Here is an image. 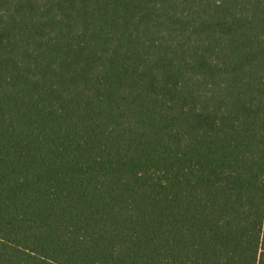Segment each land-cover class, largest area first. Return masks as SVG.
Here are the masks:
<instances>
[{
    "label": "trees",
    "instance_id": "16d2710c",
    "mask_svg": "<svg viewBox=\"0 0 264 264\" xmlns=\"http://www.w3.org/2000/svg\"><path fill=\"white\" fill-rule=\"evenodd\" d=\"M0 264H264V0H0Z\"/></svg>",
    "mask_w": 264,
    "mask_h": 264
}]
</instances>
